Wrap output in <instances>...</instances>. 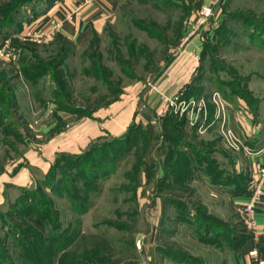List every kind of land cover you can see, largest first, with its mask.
Returning <instances> with one entry per match:
<instances>
[{"label": "rangeland", "instance_id": "obj_1", "mask_svg": "<svg viewBox=\"0 0 264 264\" xmlns=\"http://www.w3.org/2000/svg\"><path fill=\"white\" fill-rule=\"evenodd\" d=\"M201 1L124 0L106 31L79 51L67 39L59 38L56 54L49 43L28 40L38 58L27 51L19 56L25 79L43 99L71 112L85 106L89 114L134 84L146 104ZM219 3L224 18L204 46L188 93L209 98L217 90L232 101L241 95L256 108L264 96V0ZM48 77L53 90L45 86ZM12 95L0 83V172L24 149V134L43 114L35 103L28 113L23 97L14 113ZM144 110V124H135L130 140L97 143L74 166L64 159L53 187L0 208V264H27L25 252L38 264H224L233 238L249 232L231 193L251 173L246 153L232 149L217 126L204 132L183 115L158 116L160 125L157 120L150 130L146 123L155 115L148 105ZM159 140L163 154L154 152ZM94 171L102 177L89 184ZM53 232L73 241L49 256Z\"/></svg>", "mask_w": 264, "mask_h": 264}, {"label": "crops", "instance_id": "obj_2", "mask_svg": "<svg viewBox=\"0 0 264 264\" xmlns=\"http://www.w3.org/2000/svg\"><path fill=\"white\" fill-rule=\"evenodd\" d=\"M81 1L53 0L42 3L39 12L25 9L19 21L22 22L21 28L20 25L19 27L0 28V45L7 38H11L20 47L19 56L27 51L34 55V58H38V55H35L38 53L34 54L32 49L26 45L28 42L20 39L17 34L27 29L53 28L59 23L60 26L55 29L53 37L46 41L49 43L47 45L53 49V53L56 54L60 48L59 38L69 40L76 51L88 47L94 36L106 31L108 25L116 19L124 0H98L76 11ZM221 1H201V4L211 5L215 10V15L209 21L208 27L202 31L203 34H208L209 28L215 29L224 18L223 7L219 3ZM178 45L179 43H174L172 47L170 46L169 51L176 50L174 55L177 57L159 78V87L172 95L181 90H187L191 84L194 76L192 72L193 54L203 51L204 41L200 35L194 37L184 49L180 50ZM61 48L64 50L63 47ZM19 59L22 62L0 57V83L4 85L7 92L13 94L16 103L13 107L14 113L21 111L20 101L23 97L28 113L33 112V103H35L38 107L43 105V114L33 120L29 133L24 134L25 147L14 158L13 161L16 162L5 163L0 172V208L15 202L25 189L35 187L39 182L47 179L59 159L83 155L94 144L124 136L132 125H143L146 117L145 106L148 105L152 109V115H155L147 120L146 124L150 130L152 126L156 129L157 124H154L157 120L158 125L161 123L158 119L161 104L158 93L149 91L145 102L147 105H142L140 101L143 99V94L140 84L128 86L120 96L121 98L93 109L89 114L64 110L56 99L46 98L45 100L40 95V90L33 91L30 88L22 71L23 58ZM48 78L45 86L53 90L55 84L50 81V77ZM233 98V101L228 100L231 104V123L246 145L249 144V147L258 149L264 144V96L262 94L259 99L258 114L261 118L257 121L252 117L253 112L248 101L239 96H233ZM20 116L21 120L26 118L24 115ZM160 141L154 152L158 151L163 154L165 146ZM262 163H264V154L253 158L247 157V165L251 168V172L257 170ZM248 196H233V200L240 207ZM256 219L257 233L255 235L249 233V237L241 246L228 251L224 264H257L256 251L262 255L260 249L264 238V198L256 208Z\"/></svg>", "mask_w": 264, "mask_h": 264}, {"label": "built area", "instance_id": "obj_3", "mask_svg": "<svg viewBox=\"0 0 264 264\" xmlns=\"http://www.w3.org/2000/svg\"><path fill=\"white\" fill-rule=\"evenodd\" d=\"M98 0H82L77 6L79 11L83 7L94 4ZM215 15L214 7L208 4H201L196 14L186 21L187 29L182 37L178 47L184 49L188 43L196 36H200L203 41L208 39L211 28L207 30L208 34H203L202 31L208 27L209 21ZM60 26L59 23L55 24L53 28H46L40 30L27 29L21 31L17 36L23 41H36L46 42L50 40L55 29ZM20 55V47L15 44L11 38H7L2 45H0V57L8 58L11 60H17ZM194 65L192 66V72L196 73L200 67L202 61V55L200 52L193 54ZM154 90L158 92L161 97L162 106L160 107L158 114L160 117L167 116L169 114L186 116L187 121L191 125L198 126L205 132L209 127L215 125L223 134V138L226 143L234 150L244 151L249 158L256 157L257 155L264 154V144L258 149H253L246 145L241 135L237 132L236 128L231 123V104L225 99L220 91H213L209 98L205 96H185V90L172 95L162 90L155 84ZM210 102L214 105L213 116L209 115ZM252 171V170H251ZM253 177L251 193L247 200L240 204V210L243 218L249 228L251 234L257 233V219L256 208L260 201L264 198V163H262L257 170L251 172ZM257 264H264L261 259L260 252L256 251Z\"/></svg>", "mask_w": 264, "mask_h": 264}, {"label": "trees", "instance_id": "obj_4", "mask_svg": "<svg viewBox=\"0 0 264 264\" xmlns=\"http://www.w3.org/2000/svg\"><path fill=\"white\" fill-rule=\"evenodd\" d=\"M6 0H2V2L0 3V28H12V27H19L20 28L22 26V22L20 21V17L22 15L23 12H25V9H31L35 12H39V7L41 6L42 3L44 2H52L53 0H12L11 2H7L4 3ZM216 29H213L208 35V39H206L204 41V46L205 44L212 38V36L215 34ZM62 39V38H61ZM203 46V49H204ZM202 49V50H203ZM204 51V50H203ZM202 55V52H201ZM59 65V63H57ZM201 66V65H200ZM199 71V70H198ZM192 84V82H191ZM191 84L188 86V89L191 88ZM188 89L185 90L184 95L189 97V93H188ZM239 97L242 98V96L240 95ZM244 100H246V98H243ZM247 101V100H246ZM257 101V100H256ZM259 103V100L257 101ZM256 102V108H253L252 104L250 103V101L248 100V104L250 105V108H253L254 111L256 112V114H258V104ZM83 110H80V112H87V107L83 106L82 107ZM252 110V109H251ZM253 112V111H252ZM91 113V112H90ZM134 126L132 125V127L130 128L129 132L127 134H125L124 136L118 137V138H114L113 140L115 141H119V143H123L126 142L128 140H130L132 138V132H134ZM97 144V143H96ZM95 145V144H94ZM93 147V146H92ZM91 147V149L83 154L80 155L78 157H64L63 159H59L57 161V163L54 164L50 174L47 176V179L42 180L41 182H39L35 187L29 188V189H25L21 196L12 203V205L14 204H18L21 201H23L24 199H26L27 197H29V195H32L31 193L36 192L37 189L39 188H43V187H53L54 184V180L57 177L58 174V169L60 168V164L64 163V159L68 158L71 159L73 161V166L76 165V163L78 164L79 162L82 161V159H86L89 158L90 155H92L93 153V148ZM253 149H255L254 147H251ZM93 150V151H92ZM94 178L93 179H89L88 183L91 184V182L99 179L100 177H102L101 173H99L98 171H94ZM252 180L253 177L251 176V173H248L247 176L245 177V183L244 185L238 187L236 189H233V191H231V193L233 194L232 196H238V195H249L251 193V186H252ZM249 233L248 232H244L241 236L238 237H234L233 241H231L232 245L230 246L231 249H236L237 247L241 246L246 239L249 237ZM49 241L51 243V246L48 248V255L49 256H53L54 254H59L61 251H63L67 246L72 244L73 241V235H68V233L66 235H61L57 234L55 232H53L52 234L50 233V238ZM261 259L264 263V238H263V245L261 247ZM25 257H26V263L27 264H38L35 263V260H33V258H31V256L29 255V253L27 254L25 252ZM50 261L52 260L51 257ZM48 258V259H49ZM11 264H14L13 261L9 262Z\"/></svg>", "mask_w": 264, "mask_h": 264}, {"label": "water", "instance_id": "obj_5", "mask_svg": "<svg viewBox=\"0 0 264 264\" xmlns=\"http://www.w3.org/2000/svg\"><path fill=\"white\" fill-rule=\"evenodd\" d=\"M141 236L138 237V244L140 245Z\"/></svg>", "mask_w": 264, "mask_h": 264}]
</instances>
